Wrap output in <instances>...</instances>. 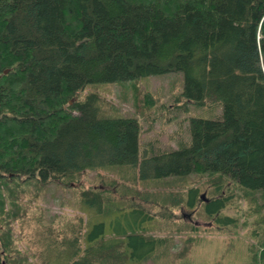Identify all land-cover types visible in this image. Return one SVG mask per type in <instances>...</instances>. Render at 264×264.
I'll return each instance as SVG.
<instances>
[{
	"label": "trees",
	"instance_id": "trees-1",
	"mask_svg": "<svg viewBox=\"0 0 264 264\" xmlns=\"http://www.w3.org/2000/svg\"><path fill=\"white\" fill-rule=\"evenodd\" d=\"M167 72L182 73L186 102L222 111L191 117L188 142L139 157L138 120L101 116L97 95L81 93ZM118 165L144 180L205 176L204 212L220 227L236 226L221 212L239 192L256 217L247 264H264V0H0V264L28 261L14 245L20 208L4 212L3 191ZM187 197L201 202L196 187ZM123 212L132 223L95 226L83 248L78 233L57 242L47 230L45 250L69 251L63 264H146L164 241L145 235L143 209Z\"/></svg>",
	"mask_w": 264,
	"mask_h": 264
},
{
	"label": "rangeland",
	"instance_id": "rangeland-1",
	"mask_svg": "<svg viewBox=\"0 0 264 264\" xmlns=\"http://www.w3.org/2000/svg\"><path fill=\"white\" fill-rule=\"evenodd\" d=\"M182 89V73L167 72L128 82L90 85L81 96L97 95L101 116L135 117L140 127L138 155L143 157L188 142L191 117L216 118L220 115V106L210 103L195 106L186 102L181 96ZM206 182L205 176L194 173L184 178L144 180L127 166L118 165L86 170L72 180L47 182L40 188L22 185L23 192L21 186H12L9 191H3V211H10L13 203L20 208L12 229L15 248L28 253L26 264H63L69 256V251L61 252L57 247L45 250L47 241L43 239L47 230L53 232L52 237L57 242L78 233L83 248L88 234L99 232L95 226L103 224L107 235L111 227L116 230L117 224L119 229L126 227L127 221L132 223L133 219L123 217V211L132 208L143 209L153 217L151 223L143 224L145 235L164 241L158 243L146 264H247V248L257 243L252 236L256 217H246L250 205L237 199L239 192L234 190L221 215L235 219L236 226L220 227L204 212L203 205L212 195L209 190L205 191ZM230 185H222L226 195L232 191ZM190 187L198 188L201 196V202L194 208L185 205ZM84 191L101 192L109 200L94 207L82 198ZM258 203L261 205V200ZM0 217L4 219V215ZM99 236L98 233L97 238ZM55 252L62 254L55 255Z\"/></svg>",
	"mask_w": 264,
	"mask_h": 264
}]
</instances>
